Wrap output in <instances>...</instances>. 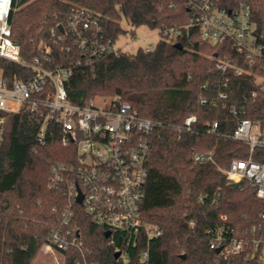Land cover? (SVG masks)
Listing matches in <instances>:
<instances>
[{"label": "trees", "instance_id": "obj_1", "mask_svg": "<svg viewBox=\"0 0 264 264\" xmlns=\"http://www.w3.org/2000/svg\"><path fill=\"white\" fill-rule=\"evenodd\" d=\"M231 4L236 0H221ZM258 28H264V0H246ZM79 10L103 18L104 37L115 43L125 33L122 17L133 26L160 29L161 38L151 49L135 53L120 50L99 59L81 50L67 35L68 21ZM194 11L186 0H13L9 21L12 39L21 47L23 61L49 55L45 65L68 71V98L85 103L98 96L130 102L144 117L165 126L150 137L143 219L161 228L159 236L140 232L129 246L123 236H106L107 227L94 223L76 204V223L82 245L60 252L67 264H264V199L248 184L235 186L215 164H197L194 155L213 151L217 164L227 168L234 159L251 155L250 146L229 136L207 134L208 123L230 134L240 118L264 120V90L252 73L233 75L215 68L212 54H227L238 66L264 74L227 43H209L197 26H189ZM178 31L165 34L163 29ZM10 80H27L32 70L0 59ZM52 90L51 87H48ZM220 91L227 98L213 102ZM209 99L206 103L202 99ZM242 109L234 114L230 106ZM196 114L194 131L178 135L176 127ZM0 138V264H31L58 224L66 203L64 186L48 187L52 166L69 162L71 148L60 142V128L39 140L43 115L23 107L4 112ZM76 154V152H75ZM253 159L264 160L256 148ZM202 198V200L200 199ZM54 207H58L55 210ZM234 229L244 237L246 249L228 258L211 248L209 229ZM126 248V259L116 253ZM148 251L145 260H141Z\"/></svg>", "mask_w": 264, "mask_h": 264}, {"label": "built area", "instance_id": "obj_2", "mask_svg": "<svg viewBox=\"0 0 264 264\" xmlns=\"http://www.w3.org/2000/svg\"><path fill=\"white\" fill-rule=\"evenodd\" d=\"M12 2L0 4V59L17 62L33 74L27 80L10 81L0 66V133L3 132L4 112H18L23 107L43 115L39 140L46 142L52 134L50 125L60 128V142L71 148L69 162H58L52 166L48 187L64 186L66 203L60 209L58 224L49 232L44 246L51 250H69L82 245L81 231L76 223L79 204L86 215L96 224L108 228L110 242L114 234L123 236V244L129 246L142 231L149 236H159V226L145 221L140 206L145 197L144 186L147 177L150 137L156 129L165 126L163 122L144 117L128 101L118 98L90 100L75 103L69 100L65 87L68 71L63 68H49V55L35 57L32 62L23 61L21 47L12 39L9 21ZM194 11L189 26H197L203 40L209 43H227L238 54L250 59L251 64L264 68V28H258L252 18L251 5L246 0L225 3L221 0H186ZM103 18L86 10H79L71 16L67 35L90 58L99 59L108 53L121 49L104 37ZM159 34L161 32L160 29ZM174 27L165 28V34L177 33ZM146 50L153 48L147 47ZM210 57L215 68L233 75L252 73L258 88L251 93L256 96L264 90V74L253 72L236 65L227 54ZM51 87L52 90H49ZM226 91H220L211 100H224ZM209 99L204 98L206 103ZM234 114L242 112L236 105L230 106ZM198 121L191 114L176 127L177 133L193 132ZM218 122L208 123L205 132L229 136L250 146L251 155L234 159L227 168L217 164L213 151H200L194 155L197 164L211 162L226 174L231 183H248L258 197L264 199V160L253 159L256 148L264 149V120L254 122L251 118H240L230 134L217 131ZM76 152V154H75ZM82 202H78L79 194ZM202 200V198H200ZM58 210V207H54ZM210 246L228 258L241 254L247 246L244 237L234 234V229H209ZM119 256L126 259L128 252L122 247ZM144 251L141 260H145Z\"/></svg>", "mask_w": 264, "mask_h": 264}, {"label": "rangeland", "instance_id": "obj_3", "mask_svg": "<svg viewBox=\"0 0 264 264\" xmlns=\"http://www.w3.org/2000/svg\"><path fill=\"white\" fill-rule=\"evenodd\" d=\"M121 24L126 30L115 42L114 47L125 52L135 53L139 48H154L161 38L158 29H151L146 25L133 26L128 19L122 17ZM112 96H98L93 100H102ZM1 138V133H0ZM223 168V167H222ZM31 264H67L66 256L60 251L41 246L37 256Z\"/></svg>", "mask_w": 264, "mask_h": 264}, {"label": "water", "instance_id": "obj_4", "mask_svg": "<svg viewBox=\"0 0 264 264\" xmlns=\"http://www.w3.org/2000/svg\"><path fill=\"white\" fill-rule=\"evenodd\" d=\"M233 185L238 186L239 184L234 183ZM78 202H82V194H81V193H80L79 196H78ZM109 235H110V232L107 231V232H106V236H109ZM218 251H219V250H218ZM118 256H119V253L117 252V253H116V257H118Z\"/></svg>", "mask_w": 264, "mask_h": 264}, {"label": "bare ground", "instance_id": "obj_5", "mask_svg": "<svg viewBox=\"0 0 264 264\" xmlns=\"http://www.w3.org/2000/svg\"><path fill=\"white\" fill-rule=\"evenodd\" d=\"M9 2V0H0L1 5H6Z\"/></svg>", "mask_w": 264, "mask_h": 264}]
</instances>
